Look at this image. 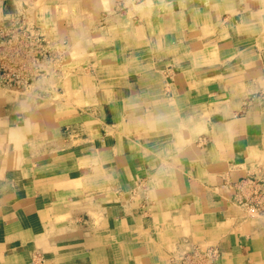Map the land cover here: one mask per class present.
Wrapping results in <instances>:
<instances>
[{"label":"crops","instance_id":"0c3cea01","mask_svg":"<svg viewBox=\"0 0 264 264\" xmlns=\"http://www.w3.org/2000/svg\"><path fill=\"white\" fill-rule=\"evenodd\" d=\"M14 9L71 51L0 86V264H175L196 246L264 264V212L234 199L264 180V0H0V26Z\"/></svg>","mask_w":264,"mask_h":264},{"label":"built area","instance_id":"2783aa9c","mask_svg":"<svg viewBox=\"0 0 264 264\" xmlns=\"http://www.w3.org/2000/svg\"><path fill=\"white\" fill-rule=\"evenodd\" d=\"M12 17L0 26V86L26 90L36 80L57 75L70 47L67 40L43 34L28 13ZM251 191L250 195L246 192ZM235 202L253 212H264V180L244 178L237 183ZM175 264H221L213 246H196L186 251Z\"/></svg>","mask_w":264,"mask_h":264},{"label":"rangeland","instance_id":"374dc122","mask_svg":"<svg viewBox=\"0 0 264 264\" xmlns=\"http://www.w3.org/2000/svg\"><path fill=\"white\" fill-rule=\"evenodd\" d=\"M39 4V3H38ZM35 9V8H34ZM36 10V9H35ZM22 13H28L27 11H23V9H21V10H18V9H14V10H11V12H10V14H8L7 15V17L5 18V21H4V23L2 24V25H6L8 22H9V20L12 18V17H14V18H19V17H21L20 15L22 14ZM29 14V13H28ZM31 17V16H30ZM33 19V18H32ZM34 20V19H33ZM35 21V23L39 26L38 28H40L39 30L43 33V34H47L48 36H50V37H52V38H60V39H65V40H67V42H68V45H69V47L71 46V44H70V42H69V40L67 39V38H63L62 37V35H60L55 29H57L56 27L55 28H51L50 30H52V31H54L56 34H53V33H51L50 31H48V30H46V28L48 27L46 24H44L43 22L41 23V22H36L37 20H34ZM1 25V26H2ZM59 35V36H58ZM61 36V37H60ZM70 51H71V48H70ZM70 51L68 52V57L66 58V59H64V61H63V63H65L66 61H67V59L69 58V56H70ZM62 68V67H61ZM60 68V69H61ZM55 74V73H54ZM54 74H52V75H54ZM1 87H4V88H6V89H8V90H14V89H12V88H8V87H5V86H1ZM15 91V90H14ZM21 91V90H20Z\"/></svg>","mask_w":264,"mask_h":264},{"label":"bare ground","instance_id":"6f19581e","mask_svg":"<svg viewBox=\"0 0 264 264\" xmlns=\"http://www.w3.org/2000/svg\"><path fill=\"white\" fill-rule=\"evenodd\" d=\"M18 91V90H17ZM23 92V91H22ZM22 94V93H21ZM50 114V113H49ZM46 115V114H45ZM263 152V151H262ZM260 239V238H259ZM264 263V262H263Z\"/></svg>","mask_w":264,"mask_h":264}]
</instances>
